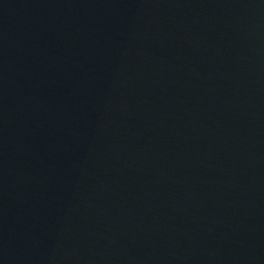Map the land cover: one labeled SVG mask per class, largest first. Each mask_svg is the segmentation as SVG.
<instances>
[{
  "label": "water",
  "instance_id": "water-1",
  "mask_svg": "<svg viewBox=\"0 0 264 264\" xmlns=\"http://www.w3.org/2000/svg\"><path fill=\"white\" fill-rule=\"evenodd\" d=\"M0 264H264V0H0Z\"/></svg>",
  "mask_w": 264,
  "mask_h": 264
}]
</instances>
